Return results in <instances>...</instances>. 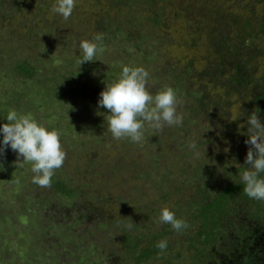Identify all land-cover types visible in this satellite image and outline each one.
Instances as JSON below:
<instances>
[{
    "label": "rangeland",
    "instance_id": "374dc122",
    "mask_svg": "<svg viewBox=\"0 0 264 264\" xmlns=\"http://www.w3.org/2000/svg\"><path fill=\"white\" fill-rule=\"evenodd\" d=\"M17 2L20 6L15 9ZM55 2L0 0V126L7 123L8 112L15 110L18 114H30L49 131L58 130L67 155L53 178L61 179L69 188L92 193L102 191L107 202L115 197V206L121 209H129L128 200L132 198L136 201L143 199L146 203L157 200L160 208L166 206L178 215L174 204L176 199L169 204V197L163 195V198L162 191L174 189L170 186L175 184L180 187L181 195L191 191V185L206 183L205 180L200 181V177L206 174L196 166L197 156L204 157L211 149L179 148L178 159H172L175 167L167 163L163 154L162 159L155 161L156 152L166 148L163 140H154L162 135V131L156 132L146 125L142 142H132L128 138L116 140L107 130L108 113L98 107V99L105 86L118 79L122 67L128 65L143 67L149 72L147 87L151 93L171 87L172 81L167 79L170 76L165 73L167 65L176 61L186 63L189 57H199L202 50L180 46L178 41L184 34L183 30H187L183 20H167L163 30L162 25L145 26L146 35L152 30L159 35L144 44L138 43L137 47L134 41L122 43L124 37L120 34L112 38V32L107 33L106 25L100 27V21H96L101 16L117 15L111 0H75V8L68 20L52 11ZM127 12L128 7L123 13L124 19L129 20L130 12ZM170 15L167 17L173 18ZM97 33L109 38L103 43V52H98L93 62L80 65V41H91ZM144 51L150 52L148 58ZM24 59H30L36 68L35 80L16 71V63ZM163 78L166 79L162 81ZM95 80L97 84L91 85ZM22 91L30 95H22ZM175 93L177 112L182 113L184 92L178 89ZM190 125L189 134L196 135L194 123L190 122ZM2 140L3 135L0 134ZM192 143H197L193 136L188 145ZM138 162L144 166L145 173L151 174V179L146 182L144 176L141 180H131L135 176L132 165ZM159 169H162L160 175L169 174L166 175L169 176L166 183L173 179L169 187L158 184V180L153 181ZM32 176L31 164L16 165V154L10 147L0 156V264H78L84 261L85 264H118L123 251L122 241L117 240L118 245L114 247L109 245L115 242L109 234L97 237L101 232L97 231L95 222L79 223L77 229L58 226L57 223L74 218L69 214L66 218L61 217L63 212L60 210L70 201L57 194L52 184L40 187L32 183ZM130 189L135 190L138 196L131 194ZM52 206L60 208L53 209ZM106 208H102V212L100 209V213ZM118 213L126 220L131 215L129 211L126 215L121 210ZM250 222L248 220V224ZM84 230L94 234L92 244L97 246H93V250L86 245L78 248L72 243L75 235ZM117 234L119 237L123 235L122 232ZM111 251L117 256L112 258Z\"/></svg>",
    "mask_w": 264,
    "mask_h": 264
},
{
    "label": "trees",
    "instance_id": "16d2710c",
    "mask_svg": "<svg viewBox=\"0 0 264 264\" xmlns=\"http://www.w3.org/2000/svg\"><path fill=\"white\" fill-rule=\"evenodd\" d=\"M111 2L117 15L101 16L96 21H100V27L106 25L107 33L112 32V38L120 34L124 37L122 43L134 41L138 47V43L144 44L159 35L152 29V33L146 35L145 26L162 25L163 30L167 20H183L187 30H183L184 34L180 36V46L202 50L199 57H189L186 63L176 61L167 65L165 73L172 81L170 86L175 92L178 89L184 92L183 124L165 127L162 135L154 140H163L166 144V148L157 149L155 161L162 159L163 154L172 167H175L172 159H178L179 148L190 147L191 136L197 142L195 148H210L211 152L205 153L204 157L197 156L196 165L200 172L206 174L200 177V181L207 182L191 185V191L179 195L180 187L170 186L173 179L166 183L169 177L166 175L169 174L160 175L162 169L153 178V181L158 180V184L175 187L162 191V197H169V204L176 199L174 204L178 215L172 212L188 225L178 233L171 225L160 223L162 208L157 200L146 203L143 199L136 201L132 198L128 200L130 208L121 209L115 206V197L107 202L102 191L92 193L80 188L72 189L61 179L52 177L55 192L70 201L69 204L63 203L66 205L60 210L63 212L61 217L66 218L67 214L74 217L72 221L57 225L77 229L79 223L95 222L97 231L101 232L97 237L109 234L115 241L109 245L114 247L118 245L117 240L122 241L120 261L115 258L118 264H264V200L249 198L243 192L241 181L248 150L245 144L248 139L247 117L259 109L258 116L264 123V0ZM17 6H20L19 2L15 9ZM126 7L131 13L127 12L129 20L124 19ZM170 13L173 18L167 17ZM108 40L104 36L102 46ZM144 54L148 58L150 52L144 51ZM15 69L20 75L35 80L36 68L30 59L18 61ZM95 84L96 80L91 85ZM22 95L30 94L22 91ZM82 105H79L80 109ZM190 122L196 127V135L188 132ZM132 167L135 176L131 180H141L142 176L145 182L151 179V174L145 173L141 163H133ZM199 170L195 169L196 172ZM260 178H264V173ZM132 192L138 196L135 190L130 189ZM104 207H107L106 211L100 213ZM119 210L125 215L129 211L130 217L126 220L118 213ZM248 211L251 213L249 216ZM127 222L134 223L130 231L125 225ZM117 232L123 235L119 237ZM92 235L84 230L75 235L72 243L78 248L86 245L93 250L97 245L92 244ZM161 240L167 241L163 253L156 248V243ZM111 256L113 258L117 253L111 251ZM78 264H85V261Z\"/></svg>",
    "mask_w": 264,
    "mask_h": 264
},
{
    "label": "clouds",
    "instance_id": "9594fccd",
    "mask_svg": "<svg viewBox=\"0 0 264 264\" xmlns=\"http://www.w3.org/2000/svg\"><path fill=\"white\" fill-rule=\"evenodd\" d=\"M75 8V0H56L52 11L68 20ZM103 33H97L93 40H82L79 48L82 52L80 65L93 62L98 52H103ZM149 72L143 67L123 66L115 81L105 86L100 92L98 107L107 110L108 131L116 140L128 138L140 143L144 140L145 126L162 131L165 127L182 126L183 115L177 112L178 99L172 87L151 93L147 82ZM259 109L247 117V155L244 161L246 170L241 175L244 184L243 192L252 199L264 200V123L258 116ZM7 123L0 126V156L7 148L16 154V165L23 167L31 164L32 183L40 187H50L52 177L60 169L65 160L66 152L60 142L58 130L49 131L38 123L30 114H18L10 110L6 117ZM195 148V143L190 144ZM214 193V192H213ZM162 224L171 225L176 232L187 228V223L178 219L168 207H163L159 216ZM133 224H128L131 229ZM156 248L163 253L167 241L156 243ZM159 254V253H158Z\"/></svg>",
    "mask_w": 264,
    "mask_h": 264
}]
</instances>
